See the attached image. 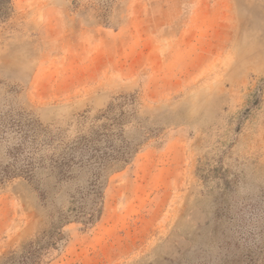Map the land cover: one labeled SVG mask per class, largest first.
<instances>
[{"label": "rangeland", "instance_id": "rangeland-1", "mask_svg": "<svg viewBox=\"0 0 264 264\" xmlns=\"http://www.w3.org/2000/svg\"><path fill=\"white\" fill-rule=\"evenodd\" d=\"M9 6L0 264H264V0Z\"/></svg>", "mask_w": 264, "mask_h": 264}, {"label": "trees", "instance_id": "trees-1", "mask_svg": "<svg viewBox=\"0 0 264 264\" xmlns=\"http://www.w3.org/2000/svg\"><path fill=\"white\" fill-rule=\"evenodd\" d=\"M9 3L10 0H0V15H4V13H6L5 11L10 8ZM99 215L100 212L98 211L96 219H98ZM93 222L94 220H92L91 218V220L85 223L90 226L91 224H93ZM50 234L54 236H52L51 240H49L45 245L39 247V249L31 257L29 264H43L45 262H49L55 256V253L57 252V242L59 240V237L61 236V232L60 230H54L51 231Z\"/></svg>", "mask_w": 264, "mask_h": 264}]
</instances>
